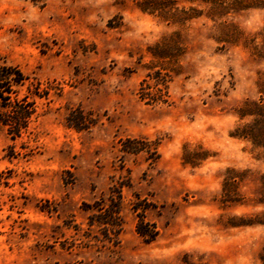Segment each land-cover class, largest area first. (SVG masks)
<instances>
[{"label": "rangeland", "instance_id": "obj_1", "mask_svg": "<svg viewBox=\"0 0 264 264\" xmlns=\"http://www.w3.org/2000/svg\"><path fill=\"white\" fill-rule=\"evenodd\" d=\"M233 1L0 0V64L48 90L20 136L0 122V264H264V147L233 135L264 7ZM161 63L167 101L142 98Z\"/></svg>", "mask_w": 264, "mask_h": 264}, {"label": "trees", "instance_id": "obj_2", "mask_svg": "<svg viewBox=\"0 0 264 264\" xmlns=\"http://www.w3.org/2000/svg\"><path fill=\"white\" fill-rule=\"evenodd\" d=\"M205 2H213L219 7L224 8V3L227 0H203ZM248 0H234L233 4L236 7L250 6ZM263 7H264V0ZM255 4V3H252ZM184 16L183 19H191L193 16L182 10ZM240 35L236 32V36ZM229 37V36H228ZM263 42L262 47L257 50V55L264 58V27L262 32ZM160 68L155 71V74L148 73L147 77L143 79L140 87V96L142 98H150L153 101L166 102L168 96L167 78L170 75L169 71H175L177 66L170 63H161L158 65ZM166 72L163 74V71ZM154 79L151 83L150 80ZM30 77L24 73V71L17 65L12 64H0V122L8 127L9 133L13 138H16L22 134L23 129H27L33 118L37 113V101L36 97H44L48 95V90L41 88L40 83H30L28 85V93L20 96V87L26 85ZM254 106V108H252ZM239 115L241 119L247 116H253L254 119L251 123L243 125V127L237 128L235 134L236 137H251L253 142L264 147V103L259 104L256 102L246 103L245 107L241 108ZM253 130L258 131L253 134ZM232 184L229 181L225 182V186ZM226 200L233 201L234 199L230 194H226ZM98 202L97 209L103 212V207ZM87 207H91L86 204ZM116 209L112 207L107 214H100L99 217L92 220L91 225L98 222L100 224H108L112 227H116ZM137 232L143 236L147 241H153L158 235L156 226L148 221H145L141 216L137 225Z\"/></svg>", "mask_w": 264, "mask_h": 264}]
</instances>
